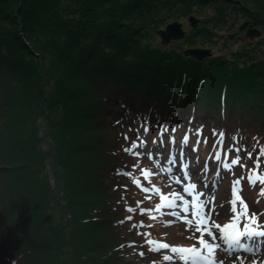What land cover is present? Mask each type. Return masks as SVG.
Returning a JSON list of instances; mask_svg holds the SVG:
<instances>
[{
    "label": "trees",
    "instance_id": "1",
    "mask_svg": "<svg viewBox=\"0 0 264 264\" xmlns=\"http://www.w3.org/2000/svg\"><path fill=\"white\" fill-rule=\"evenodd\" d=\"M217 4L264 26V0H0V169L8 171L0 193L11 206L4 215L19 217L0 223V237L22 249L12 264L19 256L20 264L35 262L48 242L58 257L39 264L116 261L102 250L108 236L78 239L82 256L63 236L92 229L110 234L131 214L120 184L132 173L124 158L133 156L122 149L131 142L128 136L118 146L107 130L129 128L150 147L186 134L201 157L223 132L225 147L244 149L240 156L257 170L264 148V56L250 66L235 53L213 51L203 61L185 55L188 48L215 50L223 17L206 18L201 9ZM174 21L184 24L186 35L164 43L159 32ZM162 127L168 129L163 136ZM14 142L22 143L21 154ZM43 145L55 150L45 154L51 171L37 162ZM58 200L71 217L51 227L45 211Z\"/></svg>",
    "mask_w": 264,
    "mask_h": 264
},
{
    "label": "rangeland",
    "instance_id": "2",
    "mask_svg": "<svg viewBox=\"0 0 264 264\" xmlns=\"http://www.w3.org/2000/svg\"><path fill=\"white\" fill-rule=\"evenodd\" d=\"M255 7L258 6L255 5ZM260 10H264V6L263 8H260ZM201 14L202 16H206V18L223 17L221 26L216 25L219 34L222 37L217 38L219 40L216 44H214L215 50H212L215 53H220L221 51V53H224L227 56L232 53H235L237 54L240 60L246 62V65L250 66L253 65L252 61L254 57L260 58L261 55L264 56V54H262L264 52V26L262 27L261 24H256V20L253 19L250 14L233 11L229 4L205 6L201 9ZM247 21L249 22L251 28L259 30L262 33L261 37L256 38L258 39L257 42H254L253 44L249 43V41H255L256 39L246 40L245 32H242L240 30V27L243 25V23ZM236 32H238L237 36L235 38H230V35ZM172 42H174V40H172L170 43ZM24 57L28 58L25 55ZM44 68H48V65H45ZM50 72H53L57 75L59 74V72L54 69L50 70ZM0 123L1 129H3V121H1ZM105 134L112 136L114 144L118 146L121 140L127 139L129 136L128 141L131 142V146H123L122 149H130V151L127 153L129 155H133L134 157L129 156L124 158L125 165L129 168V170H132V175L125 176L127 179H122L120 183L123 194L122 201L124 206L127 208L134 207L133 205L136 204L138 205V207L135 209L134 212H131V220H128L130 219L128 218L129 214H124L123 219L126 218L125 223L122 225L119 224V226L115 227V231L110 232L111 235L121 234L120 239H115V236L114 238H112L109 232H107L106 230L101 231L99 229H92L91 232H86L85 234L81 235L69 232L63 235L65 238L68 237L67 241L69 243V249L71 250V252H75L76 254L82 256V254L79 252L81 250L80 246L76 245L78 239L91 238V240L93 241L95 238L101 239L105 236H108L111 239V243L108 247L105 244L102 250H107L108 256H111L113 259L116 260L113 264H182V262L179 260L178 255L171 252V247H200L198 242L200 234L196 233L195 236H193L191 228L184 222L183 214L181 216H173L170 214L172 211L171 209L162 208L159 212H157L156 208L157 205L161 203L160 196H168L172 192H179L180 194L185 195V198L190 201L191 197L183 193V185L186 184L187 181H183L182 179V184L177 185L174 182L173 177L175 175H180L178 171L174 170V173L172 175H169L167 173L161 172L160 168L156 167L157 160L160 161L161 167L167 166L163 165L162 159L160 158V155L164 154V146L161 144V139H157L156 141H154L152 143L154 144L153 147L149 148L146 142L144 140H141L142 137L137 133L135 135L129 128H114L112 130H107ZM141 142H143V145L141 147L133 148V145H140ZM39 144L42 145L41 143ZM21 146L22 143L14 142V150L17 153H19V151L20 154L22 153L21 150L23 149H21ZM47 146L50 148L45 151L46 146L43 145V153L38 154L41 156L38 158L37 162L42 167H45L48 164V169H50L51 171L54 168V165H52L51 162L48 161V157H46L45 154H51L55 150H52L51 145ZM136 152H140L141 155L136 156ZM149 154H151L152 156L151 160L148 158ZM189 154L190 156H192L190 152ZM235 157L236 154L231 158V160ZM206 158L207 157L199 156V159L201 160H205ZM231 160L229 159L228 163H231ZM225 162L226 159L224 160V163ZM197 163L198 162H193V169L191 170L190 174L191 182L197 184V191L204 193L202 199L210 201L208 206L205 208V214L208 217L209 225L215 222L221 227H223L225 224L231 223L233 217L236 214L232 212V201L235 199L237 193V190L234 193L233 188L240 187L244 184L243 189L245 191L249 190L251 187L256 186L257 183L261 182L257 180L255 184H251L248 181V177L250 175L253 177V179H255L257 176L264 177V172L251 174L249 173L250 169L247 168L246 164L239 163L237 165H232V167L229 169V172L231 171V179L225 182V173L220 176L219 181L217 177L209 178L208 172L206 174H203L202 172H194L193 170L200 167L201 165V162H199L198 165L195 167ZM214 167L217 168V163L215 161L213 168H211L212 170L209 172L213 173ZM143 169H148L153 173L149 181H145L143 176L141 175ZM226 171L228 170L226 169ZM192 172H194L195 176H199L192 177ZM7 173L8 171L0 169V185L6 182L2 181V177L5 176ZM137 179H139L148 187L152 188L153 186H155L161 191H159V193L154 191L144 193L141 191V189H138L136 187L137 185L134 183V181ZM216 180H218V184L215 187ZM236 180L240 181L239 185H234V182ZM205 181L209 184L206 188L204 187ZM248 194L249 193L247 191V195ZM141 200H143L145 204H139L138 202H140ZM243 202L244 204L247 203L251 210V213H254L251 209V204L248 199H244ZM239 205L240 203L237 201L235 205L236 208ZM9 207L11 206L6 203V196L0 193V223H4L3 221L8 222L9 220L19 219V217L15 215H4V213ZM141 208L148 209L150 211L141 214ZM45 215V219H47L51 227H53V222L57 226L65 225L69 222L71 217L69 213L65 214L59 200L53 202L52 206H48L45 211ZM119 216L121 215H117V217ZM188 218L191 219L192 217L189 215ZM27 226L28 224L25 222L24 228H26ZM3 227H8V223H6L5 225L3 224ZM214 234L219 237V233L217 230H214ZM3 237H0V264H12L11 261H13V259L20 252H22V249H13L12 246H10L8 243H5L6 241L3 240ZM205 238L210 240V238H208L207 236H205ZM149 240L167 243L168 245H170V248L160 249L159 251H149L150 247H158V244L149 245L147 243V241ZM56 241L59 242V239ZM101 241L97 240L96 242L99 243ZM217 243H220L219 238L217 239ZM24 246L27 247L28 245ZM222 248H226V245H222ZM261 250L262 251L255 256L244 252L235 251L232 254H229L228 252L217 250L215 253V260L218 262V264H264L263 245L261 247ZM141 253H143V256L141 255ZM92 255L98 256V251H92ZM165 255L171 257V259L165 261ZM22 257L23 256H19L18 258H16V264L22 263ZM57 257L58 253L55 249V245L51 242H48V244L46 245V251L43 254L36 256L35 262H30V264H39L42 263L44 260L50 258L55 261Z\"/></svg>",
    "mask_w": 264,
    "mask_h": 264
},
{
    "label": "snow or ice",
    "instance_id": "3",
    "mask_svg": "<svg viewBox=\"0 0 264 264\" xmlns=\"http://www.w3.org/2000/svg\"><path fill=\"white\" fill-rule=\"evenodd\" d=\"M148 129L146 128L145 131ZM168 129L165 127H162L160 129L161 136L165 132H167ZM172 131H175V127H173ZM201 129H197L195 131V134L199 137L201 134ZM215 134V131H214ZM224 139V133L221 132L219 134V140L218 143L222 144ZM170 143L175 144V138L170 137ZM189 143V136L185 135L182 138V146L179 149V152L177 153V150L175 148L172 149V152L169 156V159L167 160V166L161 167L160 161H156V167L160 168V171L163 173H167L169 175H172L174 173V170L178 171L180 175H175L173 177L174 182L177 185L182 184L183 181H187L186 184L183 185V193L187 196L191 197V200L185 198V195L180 194L179 192H172L168 196L161 195L160 200L161 203L157 205L156 211L159 212L162 208L171 209V215L173 216H181L183 214L184 222L191 228L193 232V236H195L196 233H199V245L200 247L192 246V247H171V252L174 254H177L179 257V260L182 262V264H218V262L215 260V253L217 250L228 252L229 254H232L235 251H243L244 253L252 254L253 256L258 255L261 252V247L264 245V230H261L264 228V225H260L257 222V216L255 213H252L251 215H248L246 209L247 205L244 204L243 200L239 195L235 196V199L232 201L233 208L232 212L236 213V215L233 217L232 222L225 224L223 227H221L219 224L213 222L209 225L208 217L205 214V208L210 203L209 200L202 199L204 196L203 192L197 191V184L191 182V177L189 173V164L185 162L186 155H185V148L184 146ZM197 145L200 143L199 140H197ZM204 143H207V140L204 141ZM143 145V142H141L140 145H133V148L141 147ZM215 147V145H214ZM125 152H129L130 149L126 148L124 149ZM196 149L194 148L193 151ZM233 149L230 148L229 151H232ZM236 157L231 160V163L225 162L222 167L225 169H230L232 165H237L240 163V156L239 153L241 148H235ZM136 156H140V152L135 153ZM177 155L179 156V162L177 160ZM247 156L249 159L252 158V152H248ZM264 156V148H261L259 150V154L256 157V166H260V157ZM150 160L152 159L151 154H149L148 157ZM221 159V153L219 151L215 154V160L219 162ZM208 163L205 162L204 168L201 170L203 174H206L208 172ZM125 175H132V173H124ZM141 175L143 176L145 181H149L150 177L153 175L151 171L148 169H143L141 172ZM217 176H219V169L217 170ZM259 180L262 184H264V177L257 176L255 179L250 175L248 177V181L251 184H255L256 181ZM134 183L141 187L142 191L145 193L148 192H157L159 193V189L153 186L152 188L143 187L141 185V181L139 179L135 180ZM240 181L236 180L234 182V185H239ZM204 187H207V182L205 181ZM233 191L235 193L236 188H233ZM261 192L264 193V188L261 189ZM237 201L240 202L241 205V211L237 213L236 203ZM139 203V202H138ZM130 212H134L135 209L130 208L128 209ZM141 214H144L145 212H149L148 209H140ZM189 215L192 217L189 219ZM132 219V217H130ZM243 221V229L238 226L239 221ZM214 230H217L219 233V237L214 234ZM205 236H207L209 239H206ZM219 238L220 243H217V239ZM243 238V240H242ZM149 245L158 244L157 248H149V251H159L160 249H169L170 246L167 243H161L158 241H147ZM222 245H226V248H222ZM143 256V253H141ZM171 257L165 255L164 260L168 261Z\"/></svg>",
    "mask_w": 264,
    "mask_h": 264
},
{
    "label": "water",
    "instance_id": "4",
    "mask_svg": "<svg viewBox=\"0 0 264 264\" xmlns=\"http://www.w3.org/2000/svg\"><path fill=\"white\" fill-rule=\"evenodd\" d=\"M191 24L193 26H196L198 24V20L194 17L190 18ZM248 27V22L243 23V25L240 27V30L244 31ZM185 31L182 23H179L178 21L173 22L167 26L166 29L161 30L159 32L160 36L163 38L164 43H168L171 40H177L181 39L185 36ZM237 35V33L231 34L230 38H234ZM262 35L261 31L253 29L249 27L245 34L246 40H253ZM186 55L192 56L197 60H203L205 57L211 56L212 50L211 49H203V48H193L188 49L185 51Z\"/></svg>",
    "mask_w": 264,
    "mask_h": 264
}]
</instances>
